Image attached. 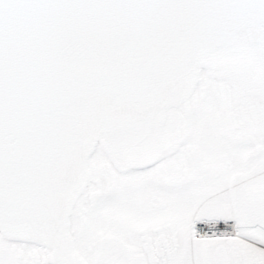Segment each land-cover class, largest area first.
<instances>
[{
  "label": "snow or ice",
  "instance_id": "1",
  "mask_svg": "<svg viewBox=\"0 0 264 264\" xmlns=\"http://www.w3.org/2000/svg\"><path fill=\"white\" fill-rule=\"evenodd\" d=\"M0 264H264V0H0Z\"/></svg>",
  "mask_w": 264,
  "mask_h": 264
}]
</instances>
